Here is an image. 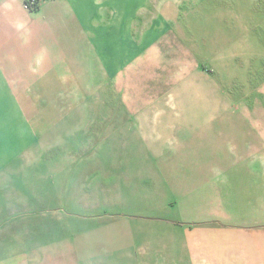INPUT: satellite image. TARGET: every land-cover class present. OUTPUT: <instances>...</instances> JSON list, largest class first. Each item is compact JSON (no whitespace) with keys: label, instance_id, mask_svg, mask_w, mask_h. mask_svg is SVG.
<instances>
[{"label":"crops","instance_id":"1","mask_svg":"<svg viewBox=\"0 0 264 264\" xmlns=\"http://www.w3.org/2000/svg\"><path fill=\"white\" fill-rule=\"evenodd\" d=\"M27 1L0 0V264H264V144L244 161L150 164L141 178L112 158L107 137L81 136L52 159L53 130L80 120L159 125L160 139L194 114L67 110L87 47L79 25L121 87L132 41L161 38L154 9L180 0Z\"/></svg>","mask_w":264,"mask_h":264},{"label":"rangeland","instance_id":"2","mask_svg":"<svg viewBox=\"0 0 264 264\" xmlns=\"http://www.w3.org/2000/svg\"><path fill=\"white\" fill-rule=\"evenodd\" d=\"M179 3L172 9L169 2L162 10L154 9L155 16L162 12L165 20L162 36L154 42L132 41V79L121 87L109 86L113 82L105 79L108 57L98 56L91 36L79 25L81 38L73 40L87 47L79 49V89H69L73 106L67 110L82 118L100 112L106 117L110 111L194 114L179 116L160 139L159 125L138 121L91 125L80 120L77 128L53 130V160L62 159L57 147H79L81 136L96 146L107 137L112 158L128 164L130 176L141 178L151 171L150 164L244 161L263 146L264 0ZM235 67L239 71L234 74ZM68 154L79 160V153ZM163 176L174 179L178 174L167 170Z\"/></svg>","mask_w":264,"mask_h":264},{"label":"built area","instance_id":"3","mask_svg":"<svg viewBox=\"0 0 264 264\" xmlns=\"http://www.w3.org/2000/svg\"><path fill=\"white\" fill-rule=\"evenodd\" d=\"M37 0H28L27 1V7L31 10L35 9V7L37 6Z\"/></svg>","mask_w":264,"mask_h":264},{"label":"trees","instance_id":"4","mask_svg":"<svg viewBox=\"0 0 264 264\" xmlns=\"http://www.w3.org/2000/svg\"><path fill=\"white\" fill-rule=\"evenodd\" d=\"M37 7H38V4H37V6L35 7V9H37Z\"/></svg>","mask_w":264,"mask_h":264}]
</instances>
